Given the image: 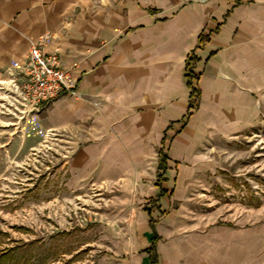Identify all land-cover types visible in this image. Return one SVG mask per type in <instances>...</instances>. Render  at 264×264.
I'll return each mask as SVG.
<instances>
[{
    "label": "crops",
    "instance_id": "obj_1",
    "mask_svg": "<svg viewBox=\"0 0 264 264\" xmlns=\"http://www.w3.org/2000/svg\"><path fill=\"white\" fill-rule=\"evenodd\" d=\"M43 35L78 96L60 95L33 118L38 129L72 134L75 181L140 177L166 139L164 173L178 189L198 139L249 133L264 105V0H0V78ZM190 54L199 59L191 108ZM153 189L155 200L168 195L158 183ZM148 227L141 264H150L152 243L156 264H197L195 248L198 259L209 256L203 243L163 242L161 224Z\"/></svg>",
    "mask_w": 264,
    "mask_h": 264
},
{
    "label": "rangeland",
    "instance_id": "obj_2",
    "mask_svg": "<svg viewBox=\"0 0 264 264\" xmlns=\"http://www.w3.org/2000/svg\"><path fill=\"white\" fill-rule=\"evenodd\" d=\"M259 114L249 133L198 139L178 189L157 169L169 140L140 177L75 181L71 133L0 117V264H141L150 219L163 242L205 244L208 257L190 251L197 264H264V105Z\"/></svg>",
    "mask_w": 264,
    "mask_h": 264
},
{
    "label": "built area",
    "instance_id": "obj_3",
    "mask_svg": "<svg viewBox=\"0 0 264 264\" xmlns=\"http://www.w3.org/2000/svg\"><path fill=\"white\" fill-rule=\"evenodd\" d=\"M49 38L43 35L32 42L25 61L0 79V117L17 122L21 129L58 96H78L72 88V74L62 67L58 52H45L43 43ZM44 135L49 139L57 136L51 130Z\"/></svg>",
    "mask_w": 264,
    "mask_h": 264
},
{
    "label": "trees",
    "instance_id": "obj_4",
    "mask_svg": "<svg viewBox=\"0 0 264 264\" xmlns=\"http://www.w3.org/2000/svg\"><path fill=\"white\" fill-rule=\"evenodd\" d=\"M198 41H200V43L204 42V38H202V36L199 37ZM199 59L194 56L193 54H190V56L187 57L186 62H185V79L187 81V86H189V88L191 89V94H190V101H191V107L196 106V102H197V98L199 96V91L197 90L196 87H194L192 85V81L193 79H197L198 75L193 71V67L194 64L198 61ZM159 157L161 158L160 163L158 165V171L162 174L164 173L165 169H166V153L164 151H160L159 152ZM162 192V191H161ZM157 239L155 236L153 238V240ZM154 243H152L151 248L148 250L150 255H151V259H150V264H156V256L154 253ZM152 254H154V256L152 257Z\"/></svg>",
    "mask_w": 264,
    "mask_h": 264
}]
</instances>
